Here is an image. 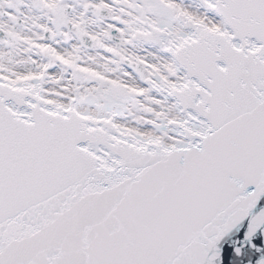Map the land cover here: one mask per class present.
I'll use <instances>...</instances> for the list:
<instances>
[{
	"label": "snow or ice",
	"instance_id": "snow-or-ice-1",
	"mask_svg": "<svg viewBox=\"0 0 264 264\" xmlns=\"http://www.w3.org/2000/svg\"><path fill=\"white\" fill-rule=\"evenodd\" d=\"M0 264H264V0H0Z\"/></svg>",
	"mask_w": 264,
	"mask_h": 264
}]
</instances>
